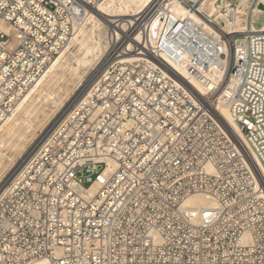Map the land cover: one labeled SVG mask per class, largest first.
Listing matches in <instances>:
<instances>
[{
  "label": "built area",
  "instance_id": "2783aa9c",
  "mask_svg": "<svg viewBox=\"0 0 264 264\" xmlns=\"http://www.w3.org/2000/svg\"><path fill=\"white\" fill-rule=\"evenodd\" d=\"M104 1L0 0V127ZM204 1L179 0L189 11ZM165 2L126 30L106 20L99 76L0 190V264H264V33L250 18L227 48L170 10L160 33V52L189 76L220 68L242 145L210 99L145 47ZM196 195L215 206L183 209Z\"/></svg>",
  "mask_w": 264,
  "mask_h": 264
},
{
  "label": "bare ground",
  "instance_id": "6f19581e",
  "mask_svg": "<svg viewBox=\"0 0 264 264\" xmlns=\"http://www.w3.org/2000/svg\"><path fill=\"white\" fill-rule=\"evenodd\" d=\"M153 1L156 0H105L100 5L97 13L88 14L68 40L66 47L59 53V56L51 63L48 70L40 77L29 93L21 99L0 127V171L15 165L16 158L24 151L28 139L34 138L37 131L45 126L52 116L65 109L66 100L74 91L72 86L75 88L80 85L86 74L94 70L105 59L109 44L108 34L105 30L106 20L117 23L119 27L126 30L129 25H133L131 18L141 14ZM218 1H220V4L217 3ZM231 4L230 0H206L200 3L197 10L189 11L181 5L179 0H166L163 4L164 11L161 10L158 18L151 26L150 39H147L144 45L157 55H162L169 63V68L175 69L185 77L183 81L187 84L188 82L184 79H188L191 88H197L204 99H210L214 113L225 124L231 135L242 144L240 129L235 123L227 107L228 105L226 106L223 103L221 93L217 92L223 76L220 68L212 63L209 68L202 71L203 81H201L196 77L189 76L183 64H179L176 59H172L166 51L160 52L159 50L160 33L163 26H165L167 11L169 10L178 19H189L194 24L205 25L208 33L226 43L227 38L225 35L249 33L245 27L250 18L253 31L264 33V0H239L235 11L232 10ZM252 5L254 6L252 7ZM223 9H225V13L222 12ZM200 13H205L213 21L203 18ZM128 20H130L129 23ZM213 22L220 24L221 30L215 29L212 26ZM169 31V37L174 36L172 30L169 29ZM141 39L142 37L139 35L137 40L142 41ZM227 48H229L228 43ZM225 52L228 53L229 50L220 47L219 53ZM227 63H229V60ZM184 64H189L188 57L185 58ZM99 74V70L96 71L83 92L75 100L73 99V102L70 101V105L62 114L60 113L61 116L56 122L60 121L80 99L86 96ZM255 169L259 176L258 184L264 186V172L260 166L259 168L255 167ZM92 190L95 191L96 187H93ZM214 206L205 196L196 195L184 202L183 209L197 211ZM33 264L51 263L47 260H40Z\"/></svg>",
  "mask_w": 264,
  "mask_h": 264
},
{
  "label": "rangeland",
  "instance_id": "374dc122",
  "mask_svg": "<svg viewBox=\"0 0 264 264\" xmlns=\"http://www.w3.org/2000/svg\"><path fill=\"white\" fill-rule=\"evenodd\" d=\"M103 60H102L103 62L101 61V63H99L94 68V70H92V71L88 72V74H86V76L84 78V81L80 85H78L75 88L72 86V89L74 91H73V94L66 100L65 109H67V107L70 105V103L73 102L78 97V95L81 94V92H83V90L86 88V86L88 85L90 79L93 77V75L96 73V71L99 70V72H100V69H102L105 66V64H106L105 59H103ZM65 109L60 111V113L62 114L65 111ZM60 113H58L55 116H52L50 121L47 122L45 124V126H43L42 128H40L37 131V134H36V136L34 138H29L28 139V143H27L26 147L28 145L29 146L31 145V146L30 147L28 146L27 148L25 147V149L22 152V154L20 156H18V158H16L17 160L15 162V165H13L11 167H7V169H5V170L1 169V171H0V189H1V187L3 185H5V183L9 179V177H11L13 175V173L18 168V165H20L22 163V161L25 159L24 156L27 157L28 155H30L35 150V148H36L35 146H37L42 141V139L46 136L47 132L50 130L51 126H53L56 123V120H58L59 116H61Z\"/></svg>",
  "mask_w": 264,
  "mask_h": 264
},
{
  "label": "water",
  "instance_id": "95a60500",
  "mask_svg": "<svg viewBox=\"0 0 264 264\" xmlns=\"http://www.w3.org/2000/svg\"><path fill=\"white\" fill-rule=\"evenodd\" d=\"M263 8V6H261Z\"/></svg>",
  "mask_w": 264,
  "mask_h": 264
}]
</instances>
